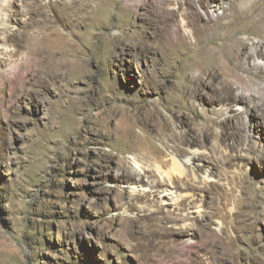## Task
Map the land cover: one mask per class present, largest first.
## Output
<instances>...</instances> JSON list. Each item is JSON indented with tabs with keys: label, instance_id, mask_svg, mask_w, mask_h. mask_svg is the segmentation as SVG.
<instances>
[{
	"label": "rangeland",
	"instance_id": "rangeland-1",
	"mask_svg": "<svg viewBox=\"0 0 264 264\" xmlns=\"http://www.w3.org/2000/svg\"><path fill=\"white\" fill-rule=\"evenodd\" d=\"M52 1L72 27L51 23L50 0H0V264H264V156L238 132L258 122L231 102L206 115L217 84L189 94L187 77L221 61L192 57L203 42L173 47L154 0ZM239 30L241 54L264 43L259 23ZM171 132L185 150L168 169L178 201L153 193L157 175L124 172L135 149L166 153Z\"/></svg>",
	"mask_w": 264,
	"mask_h": 264
},
{
	"label": "bare ground",
	"instance_id": "bare-ground-1",
	"mask_svg": "<svg viewBox=\"0 0 264 264\" xmlns=\"http://www.w3.org/2000/svg\"><path fill=\"white\" fill-rule=\"evenodd\" d=\"M216 1L217 0H154L155 3L161 5L159 8L166 14L168 19L171 21L173 20L175 24L174 35L176 41L173 42V47L193 46L202 44L203 42L205 43L203 48L199 49L195 56L192 55V57L198 58L204 63L216 61H221L222 63V66L219 68L215 67L214 63V65L208 69L198 70L197 75L192 76V78L187 77L190 83L189 94L192 95L194 93L197 95L204 84H208L211 87H214L215 84L218 85L217 89H214L215 92L213 91V94H211L209 100H207V103L211 105V109L206 110V115L210 112L217 111L215 106L218 104L220 105L226 102L236 103L240 108L248 107L250 109V116H254L258 123L253 125L251 120L246 118L244 119V125L239 126L238 132H245L246 140L255 142L253 145L257 147L260 146L262 156H264V140L260 142V140L264 138V121L260 122V111H264L260 109L264 107V85L260 83V80L263 78L262 75L264 74V43H254L249 52L241 54L240 51L238 52V49L240 47H245V44L237 38L240 33L239 27L244 21L259 23L262 29H264V0H229L230 6L225 9L221 5L222 3L217 4ZM147 2L148 0H128V3H131L133 7H136L138 4L144 5ZM193 4H196L200 10H195ZM49 5L57 10V14L54 16L51 23L64 24L68 27L73 26V16L68 12L64 4L50 0ZM7 8L4 6L5 10ZM219 10H223V12L219 14ZM152 20L153 23L155 22L159 26L160 21H156L155 19ZM189 39H192V41L190 42ZM262 39L264 40V38ZM209 44L216 45L218 46L217 48L220 47L221 50L217 53H213L216 51L214 49V51L211 52ZM225 48L228 51L227 54L225 53L226 57L222 54V50ZM58 57V53L51 54V57H49L52 60L50 71L55 76H60V70L64 67L63 60ZM249 63L250 65L247 68L245 67L247 79L244 80L239 75L238 70L241 69L244 64ZM217 64L219 66V62H217ZM253 69H255L256 72H253ZM234 117H236V115ZM147 118L149 117L145 116L143 120L149 122ZM209 122L211 123L212 119L207 116L205 124L206 130L210 127ZM124 128L127 132L131 129L130 125ZM251 132H254V134H250ZM254 136L257 137L258 140L253 141ZM179 139L180 136L173 132L160 136L162 144H166L170 147L166 153L149 148L139 152L138 155L136 154L137 150H133V152L126 157L133 162L132 167H125L124 172L126 178L130 181L137 180L142 183L147 173L154 176L157 175L159 179L152 180L150 184L153 189H157L153 193H159L160 190L158 188L161 187L163 191L170 192V195L173 197L172 200L178 201L180 197L177 195V192H171V190H169V188H175L172 181L176 178V174L174 171H169L168 169L170 165H181L177 156L178 154H184L185 150L181 147ZM170 143H173V146H170ZM258 157L260 156L258 155ZM195 158H197V153L192 152V157L186 158L184 163L186 165H191ZM138 162H144L148 167H143ZM126 163L128 162L126 161Z\"/></svg>",
	"mask_w": 264,
	"mask_h": 264
}]
</instances>
